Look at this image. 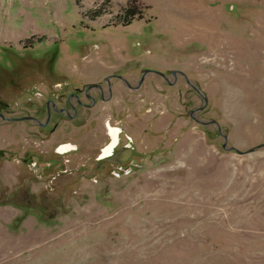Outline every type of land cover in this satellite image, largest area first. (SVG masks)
<instances>
[{"label":"rangeland","instance_id":"1","mask_svg":"<svg viewBox=\"0 0 264 264\" xmlns=\"http://www.w3.org/2000/svg\"><path fill=\"white\" fill-rule=\"evenodd\" d=\"M49 63L81 83L109 66L171 83L120 95L112 124L137 150L120 178L85 165L102 138L43 144L0 117V264H264V0H0L2 114L32 113ZM34 153L62 166L37 172Z\"/></svg>","mask_w":264,"mask_h":264},{"label":"flooded vegetation","instance_id":"2","mask_svg":"<svg viewBox=\"0 0 264 264\" xmlns=\"http://www.w3.org/2000/svg\"><path fill=\"white\" fill-rule=\"evenodd\" d=\"M39 67L41 69L39 71L47 76H37L32 81V113H28L25 117L13 118L6 117L0 112V117L6 122L30 120L35 133L34 138L42 139L43 144L52 142L57 134L67 128L78 130L77 137L80 140L88 139L87 137L94 134L97 138H102L100 139L102 141L94 147V150L89 153L90 155L86 152L82 153L85 155L86 167L88 162H95L94 168L98 174L102 175L105 171L107 175L115 178L129 175L134 169L132 165H134L137 150L133 138L121 127L115 126L117 124H112L113 119L116 120L121 115L120 106H123L121 102L124 101L122 97L129 96V94L135 96L134 94L144 87L146 75L154 74L167 84L170 82L167 73L145 67L138 74L133 72L126 74L120 67L109 66L104 75L81 83L84 80L83 77L57 78L54 75V63ZM129 68L136 69L138 67ZM174 73L176 74V72L171 74ZM179 74L186 78L188 84L190 83L184 73L179 72ZM190 85L198 93V87L191 83ZM204 100L207 101V98L204 97ZM130 101H134V99ZM6 113L14 114L9 109L6 110ZM99 116H109L110 118L106 120L107 122L103 121V130L97 134L91 129L93 120ZM88 123L91 124L90 127H87ZM55 148L56 146H53V151ZM83 149V146L76 144L65 150H75L77 154ZM34 156L37 158V162L34 163L37 172L40 169L52 171L62 166L61 163H57L58 165L55 166L56 163L50 159L47 160L49 162H46L42 154L34 153ZM43 160L44 162H41ZM61 172L62 174L68 173V169L62 168ZM85 172L90 174L87 168H85Z\"/></svg>","mask_w":264,"mask_h":264},{"label":"trees","instance_id":"3","mask_svg":"<svg viewBox=\"0 0 264 264\" xmlns=\"http://www.w3.org/2000/svg\"><path fill=\"white\" fill-rule=\"evenodd\" d=\"M126 16H128V18H130V19H133L135 16V12H129V13H127Z\"/></svg>","mask_w":264,"mask_h":264},{"label":"water","instance_id":"4","mask_svg":"<svg viewBox=\"0 0 264 264\" xmlns=\"http://www.w3.org/2000/svg\"><path fill=\"white\" fill-rule=\"evenodd\" d=\"M260 147H261V146H257V147H255V148L251 149L250 151L253 152V151L257 150V149L260 148Z\"/></svg>","mask_w":264,"mask_h":264}]
</instances>
